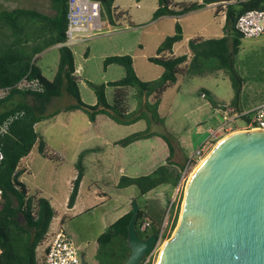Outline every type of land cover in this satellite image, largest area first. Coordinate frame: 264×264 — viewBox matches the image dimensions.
<instances>
[{
	"label": "rangeland",
	"instance_id": "1",
	"mask_svg": "<svg viewBox=\"0 0 264 264\" xmlns=\"http://www.w3.org/2000/svg\"><path fill=\"white\" fill-rule=\"evenodd\" d=\"M198 1L201 0H181L184 4ZM171 2L174 5L178 1L171 0ZM137 4L140 7H137ZM115 5L119 7L116 13L120 15L122 21L110 25L101 19L105 27L100 33L87 42L69 47L74 55L80 97L87 105L95 104V95L87 86V81L102 84L119 80L124 76L123 68L118 65H109L104 71L102 67L104 58L129 55L140 80H155L161 75L162 68L150 63L148 58L155 56L159 43L174 33L172 21L153 23L152 15L157 8L156 0H116ZM1 6L4 7L2 10L24 7L53 14L48 0H4ZM210 21L211 16L205 11L185 17L178 24L183 26L184 37L203 36L202 32L206 28H215V24H211ZM130 22L135 28L131 27ZM219 34L223 35L222 32ZM182 51L181 48L178 49L179 53ZM38 60L43 75L51 79L57 68L58 50L53 47L45 51ZM186 66H182L174 85L163 93L154 94L149 98L151 103L159 99L157 114L161 119V121L159 119L151 121L149 129L153 133L166 134L173 138L172 144L175 150L173 160L178 164H183L185 158H188L206 139L209 130H214L220 124L221 113L217 111V106L234 108L231 105L234 97L231 80L223 70L189 75ZM234 69L242 80L238 109L234 108V110L250 111L264 102V34L242 39L239 52L234 58ZM114 90L110 86L105 88L108 104L113 103ZM203 92H207L208 95ZM123 93L125 100L123 107L126 111L134 110L136 107L134 90L125 89ZM4 94L5 92L0 90V97ZM65 100L69 101V97L65 96ZM212 103H216L217 106ZM96 119L97 123L93 125L81 110H76L60 113L54 118L38 123L36 132L45 141L51 155L58 156L60 161H50L42 157L35 146L18 166L21 172L19 180L28 189V197L41 196L49 202L51 200L52 208L58 215L61 217L65 215L62 224L52 219L53 229L62 230L73 241L79 248V253L85 255L87 264H93L96 260V238L106 230L108 224L120 216L119 211L111 210L109 217L104 220L101 206L107 203L102 204L104 198L96 195V187L91 185V182L98 180L97 185L100 189L98 192L105 193L109 190L114 195V201L108 202V207H118L121 203L115 190V183L118 180L115 174L118 172L114 169L110 171L109 177H105L104 169L107 164L110 167L117 162H126L130 163L134 171L136 169L142 171L144 167H148L147 172L165 164L168 156L166 144L157 136L136 141L127 147L113 144L114 141L145 130L147 125L143 120L132 125H120L104 115H99ZM238 125L243 124L238 122ZM233 132H226L214 140L206 156L221 139ZM88 148L101 150L87 154L86 174L79 188L78 207L74 211H68L66 203L71 190L74 164L78 154ZM201 161L193 163L187 169V174L182 180L180 177L176 187H167L162 194L165 197L162 229L164 236L169 235V237L161 240L159 247L174 232L175 228H171L172 219L178 210L180 213L185 186ZM184 165L186 166V163ZM184 168L182 171L176 168L181 176ZM106 186L107 188L103 190ZM128 203L126 200L123 204L127 210ZM52 234H49L40 244V248L36 249L39 263L43 260Z\"/></svg>",
	"mask_w": 264,
	"mask_h": 264
},
{
	"label": "trees",
	"instance_id": "2",
	"mask_svg": "<svg viewBox=\"0 0 264 264\" xmlns=\"http://www.w3.org/2000/svg\"><path fill=\"white\" fill-rule=\"evenodd\" d=\"M53 14H46L35 9L15 8L0 10V126L15 113L21 115L13 120L5 133H0V189L2 204L0 208V262L1 264H41L38 262L36 249L46 239L50 223L55 216V210L49 201L41 196L28 197V189L19 180L21 172L19 163L37 146V152L50 161H60L56 155H51L43 138L36 132L35 126L43 121L54 118L60 113L81 110L89 122L94 123L99 115H104L120 125H132L143 120L145 130L133 133L115 142V145H128L159 137L167 146L168 156L165 164L158 166L147 175L138 177H120L117 187L134 186L138 196L161 186L176 187L180 180L183 164L176 163L174 158L173 138L166 134H156L150 131L151 121L160 120L157 114L159 99L153 103L149 98L159 95L174 85L181 73L183 65L189 75H202L206 72L223 70L231 80L234 97L231 105L238 109V97L242 80L234 69V58L238 54L243 36L235 28L237 19L251 10L264 9V0H244L224 6V35L217 39H191L188 42L190 57L186 54L169 56L175 43L182 40V30L175 24L174 33L166 37L157 47L156 55L148 61L162 68L161 75L151 81L140 80L133 68L129 55H115L104 58L102 62L105 71L109 65L123 68L124 76L116 81L94 84L87 81V86L93 91L96 102L85 104L79 93L78 79L75 74L74 55L67 46L58 48V63L54 76L49 79L43 75L38 65V55L44 50L66 40L67 2L68 0H48ZM101 8V19L110 25H115L120 15L115 14L114 0H95ZM138 1V0H137ZM231 0H202L201 2L178 4L174 10L171 0H157V8L152 20L163 16H181L196 11L205 6ZM37 82V87H27L26 84ZM114 88L113 103L108 104L105 88ZM133 89L136 107L126 111L124 105L125 89ZM207 92H203V94ZM69 97V101L65 100ZM64 99V101H62ZM215 107L216 103H212ZM75 178L71 182V190L67 207L72 208L76 200L80 182L84 176L83 154L78 156L74 164ZM176 212L171 228L174 229L178 220ZM132 216L130 211L119 217L96 238L95 258L98 264H123L130 249L126 245L127 227ZM142 212L138 211L136 230L140 237L155 233L158 229L148 228L140 231ZM163 236L162 240L168 238Z\"/></svg>",
	"mask_w": 264,
	"mask_h": 264
},
{
	"label": "water",
	"instance_id": "3",
	"mask_svg": "<svg viewBox=\"0 0 264 264\" xmlns=\"http://www.w3.org/2000/svg\"><path fill=\"white\" fill-rule=\"evenodd\" d=\"M123 264H139L159 243L140 237L136 198ZM81 264H87L81 254ZM157 264H264V131H236L221 139L192 172L177 225Z\"/></svg>",
	"mask_w": 264,
	"mask_h": 264
},
{
	"label": "built area",
	"instance_id": "4",
	"mask_svg": "<svg viewBox=\"0 0 264 264\" xmlns=\"http://www.w3.org/2000/svg\"><path fill=\"white\" fill-rule=\"evenodd\" d=\"M67 6L66 40L62 45L71 47L78 43L87 42L105 27L104 22L101 20V8L98 1L68 0ZM235 28L243 38H254L264 34V9L251 10L244 13L237 19ZM26 86L35 88L37 87V82L28 83ZM216 109L221 113V122L214 130H209L206 139L188 157L181 180L193 163H198L206 156L214 140L226 132H236V130L264 131V102L247 112H237L234 108L229 109L226 106H217ZM20 115V113H15L6 119L0 126V133H5L10 123ZM238 122H242L243 125L239 126ZM1 159L2 153L0 152V161ZM1 204L2 190L0 189V208ZM148 227L149 222L144 221L139 228L141 232H145ZM164 235L163 229H160L158 245L150 253L146 254L139 264H157L160 252L159 244ZM80 255L79 248L73 241L62 230H57L52 234L46 246L41 264H81Z\"/></svg>",
	"mask_w": 264,
	"mask_h": 264
},
{
	"label": "crops",
	"instance_id": "5",
	"mask_svg": "<svg viewBox=\"0 0 264 264\" xmlns=\"http://www.w3.org/2000/svg\"><path fill=\"white\" fill-rule=\"evenodd\" d=\"M3 1L4 0H0V7H1L0 10H2V8H4V7L1 6V3ZM115 1L116 0L113 1V8L115 10V14H117L116 12L118 11L119 7L115 5ZM177 1H178L177 3H174V7H173L174 10L178 9V4H184V3L181 2V0H177ZM201 1H198V2H201ZM236 1H244V0L220 1V2L209 4V5L205 6L202 9H199V10H196V11H192V12L186 13V14L181 15V16H163V17H160V18L154 20L153 23H158V22H161V21H170V22L172 21L171 23L173 24V28H174V25L176 23H181V20H183L185 17H190L192 15H196L197 13H202V12L206 11L211 16L210 23L211 24H215V28H213V29L212 28H206L203 32L201 31L204 34L203 36L193 35V36H188V37H184V35H183V26L181 24H179L180 27H181V30H182V40L177 42V43H175L173 45L172 52L170 54H168V55L169 56H179V55L186 54V55L190 56V52L188 50V42L191 39L201 38L203 40H207V39L221 38L224 35L223 28H224V25H225L224 6L228 2L233 3V2H236ZM137 7H140L139 4H137ZM15 8H24V7H13V9H15ZM9 10H12V9H9ZM119 20L122 21L121 18ZM117 23H119V21ZM130 24H132V23L130 22ZM131 27L135 28L133 26V24H132ZM219 32H222L223 35H220ZM60 46H62V44L55 45V46H52V47L44 50L42 53H40L38 55V58L41 57V55L45 51H47V50H49V49H51L53 47L58 50V48ZM179 48H181L183 50L181 53L178 52ZM58 57H59V55H58ZM38 65H39V60H38ZM95 102H96V99H95ZM96 121H97V119H96ZM96 121L94 123H92V124L95 125L97 123ZM36 126H35V129H36ZM117 141H114L113 144L115 145V142H117ZM98 150H101V149L100 148H88V149L82 150L78 154V156L80 154H83L84 176L86 174V165H85L86 162L85 161H86L87 154L91 153L92 151H98ZM114 169H116L117 172H118V173L115 174V176L116 175L118 176V180L115 183V190L117 191L116 196L119 198V200H121V203L119 204L118 207H115V208L114 207L113 208L108 207V205H107L108 202L114 201V195L111 194L109 190H107L105 193L98 192L100 190L98 188V185H97L98 180L91 182V185L96 187V195H100L102 198H104L102 204L107 203V204H105V206H101L102 210L104 211L103 212L104 220L109 217L111 210L119 211L120 212V216L119 217H121L124 214L128 213L130 211V209H131L130 206H129V209L127 210L126 207H124L123 204H125L126 200H128V202L130 203V199L131 198H136V200L138 202L139 210H141V212L143 214L142 221H148L149 222L148 231L150 232L153 228L154 229H158L159 228V230L162 229V224L164 222L163 221V219H164L163 216H164V208H165V197L162 194L164 193V190L167 189V187L171 188L172 186H170V185H161V186L149 191L145 195L138 196V191H137V189L134 186H128V187H124V188H118L117 187V184H118V181H119L120 177H122V176L138 177V176H142V175H147V174L151 173L152 171H154L156 168L154 170H151V171L149 170L147 172H146V170L148 169V167H144V169L142 171L139 170V169H136L134 171V169H132V166L130 167V163L117 162V164L114 163L113 165H110V167H109V164H107V167L104 169L105 174H106L105 177H109L110 171H113ZM75 174H76V172H75V169H74V175H73L72 179L75 178ZM84 176H83V178H84ZM83 178H82V180L80 182L79 188H80V186H81V184L83 182ZM105 188H107V186L104 187L103 190ZM110 197H112V198H110ZM78 202H79V189H78V194H77L76 200L74 202V205L72 206V208H68L67 207V203H66V209L68 211H74L78 207ZM49 203H50L51 206L53 205L51 200H50ZM94 208H92V209H94ZM64 218H65V215H63L61 217L55 211V216L53 217L55 222H59V223L62 224L63 221H64ZM54 221H53V223H50L51 227L49 226L47 237H48L49 234L54 233L55 231L59 230V229H56V230L53 229ZM112 223H110V224H112ZM110 224H108V226ZM38 248H40V247H38ZM36 255H37V252H36ZM93 264H98V261L95 260L93 262Z\"/></svg>",
	"mask_w": 264,
	"mask_h": 264
},
{
	"label": "bare ground",
	"instance_id": "6",
	"mask_svg": "<svg viewBox=\"0 0 264 264\" xmlns=\"http://www.w3.org/2000/svg\"><path fill=\"white\" fill-rule=\"evenodd\" d=\"M196 168H197V166H196ZM196 168H195V169H196ZM190 176H191V175H190ZM189 178H190V177H189Z\"/></svg>",
	"mask_w": 264,
	"mask_h": 264
}]
</instances>
